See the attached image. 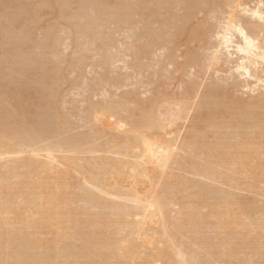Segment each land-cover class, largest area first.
<instances>
[{
  "label": "rangeland",
  "instance_id": "1",
  "mask_svg": "<svg viewBox=\"0 0 264 264\" xmlns=\"http://www.w3.org/2000/svg\"><path fill=\"white\" fill-rule=\"evenodd\" d=\"M8 1L0 264H264V0Z\"/></svg>",
  "mask_w": 264,
  "mask_h": 264
},
{
  "label": "bare ground",
  "instance_id": "2",
  "mask_svg": "<svg viewBox=\"0 0 264 264\" xmlns=\"http://www.w3.org/2000/svg\"><path fill=\"white\" fill-rule=\"evenodd\" d=\"M9 1H11V0H9ZM9 1H8V2H9ZM62 1H63V0H62ZM64 1H65V0H64ZM66 1H67V0H66ZM66 1H65V3H66ZM72 1H73V0H72ZM85 1H88V0H85ZM91 1H92V0H91ZM102 1H103V0H102ZM102 1H101V2H102ZM122 1H124V0H122ZM193 1H195V0H193ZM54 2H55V1H54ZM57 2H58V1H57ZM59 2H60V1H59ZM69 2H70V1H69ZM81 2H82V1H81ZM107 2H108V0H107ZM107 2H106V3H107ZM126 2H127V1H126ZM196 2H198V0H197ZM9 3H11V2H9ZM91 3H92V5H94L96 2H95V3L91 2ZM113 3H114V2H113ZM116 3H117V1H116ZM116 3H115V4H116ZM6 4H7V2H6ZM53 4H55V3H53ZM56 4H57V3H56ZM61 4L63 5V2H62ZM61 4H60V6L62 7ZM66 4H67V3H66ZM69 4H70V3H69ZM84 4L86 5L85 7L89 6V5H88L89 3H88V4L84 3ZM124 4H125V3H124ZM1 5H2V4H1ZM92 5H91V6H92ZM99 5H102V4H98V6H99ZM110 5H111V4H110ZM110 5H109V6H110ZM119 5H120V4H119ZM54 6H55V5H54ZM64 6H66V5H64ZM64 6H63V8H66V7H64ZM121 6H122V5H121ZM123 6H124V5H123ZM123 6H122L121 8H124V7H125V6H124V7H123ZM85 7H84V8H85ZM117 7H118V6H117ZM1 8H2V7H1ZM55 8L58 10L59 7L56 6ZM104 8H105V7H104ZM104 8H103V9H104ZM66 9H67V8H66ZM66 9H64V10H66ZM87 9H88V8H85V10H87ZM101 9H102V8H101ZM114 9H115V8H114ZM119 9H120V8H119ZM127 9H128V8H127ZM0 10H1V9H0ZM2 10H3V9H2ZM2 10L0 11V15H1ZM88 10H90V9H88ZM105 10H106V9H105ZM120 10L123 12V9H120ZM120 10H119V11H120ZM125 10H126V8L124 9V11H125ZM3 11H4V10H3ZM62 11H63V10H62ZM98 11H99V10H98ZM117 11H118V10H117ZM119 11H118V12H119ZM121 11H120V12H121ZM128 11H129V10H128ZM86 12H87V11H86ZM122 12H121V13H122ZM3 13H4V12H2V14H3ZM105 13H109V12L106 11ZM110 13H111V12H110ZM126 13H128V12H126ZM260 13H261V12H260ZM260 13H259L257 10H255L254 13L252 12V14H253L252 17H253V18H254L255 16H259V17H260V16L262 15V14L260 15ZM102 14H103V13H102ZM117 14H118V13H117ZM4 15H5V14H4ZM36 15H37V14H36ZM39 15H40V14H39ZM62 15H64V14L62 13ZM98 15H100V14H98ZM110 15H111V14H110ZM5 16H6V15H5ZM5 16H3V17L1 16V17H2L3 19H4V18L6 19ZM79 16H80V15H79ZM126 16H127V15H126ZM64 17H65V15H64ZM80 17H81V16H80ZM259 17H258V18H259ZM261 17L263 18V15H262ZM67 18H68V17H67ZM126 18H127V17H126ZM126 18H125V19H126ZM256 18H257V17H256ZM7 19H8V17H7ZM118 19H119V18H118ZM123 19H124V18H123ZM0 20H1V19H0ZM8 20H9V19H8ZM8 20H7V22H10V21H11V20H10V21H8ZM83 20H84V19H83ZM126 20H127V19H126ZM260 20H261V19H260ZM3 21H5V20H3ZM90 21H91V20H89V22H90ZM1 22H2V20H1ZM14 22H15V21H14ZM120 22H121V21H120ZM122 22H123V21H122ZM3 24H5V23H3ZM3 24H1V25H3ZM91 24H92V23H91ZM5 25H6V24H5ZM84 25H85V24H84ZM6 26L9 27L8 24H7ZM81 26H82V25H80V27H81ZM2 27H3V26H1L0 29H1ZM11 27H12V24H11ZM11 27H9V28H11ZM83 27H84V26H83ZM83 27H82V28H83ZM89 27H90V26H89ZM89 27H88V28H89ZM3 28H6V27H3ZM6 29H8V28H6ZM80 29H81V28H80ZM235 29H236L237 32L240 34V36L243 37L242 39L244 40V43H245V45L239 46V47L237 48L238 52L243 53V54H246L247 56H248V55L250 56V55L254 54V52H255L256 50L259 51V46H257L255 40H253L251 36H249L248 34H246L245 31H244L240 26L235 27ZM1 30H3V29H1ZM9 30H10V29H9ZM82 30H83V29H82ZM87 30H89V29H87ZM87 30H86V31H87ZM6 31H8V30H6ZM80 31H81V30H80ZM80 31H79V33H80ZM84 31H85V30H84ZM84 31H83V32H84ZM89 31H90V30H89ZM4 32H5V31H4ZM81 33H82V32H81ZM4 34H5V33H4ZM4 34H3V36H4ZM84 34H86V32H84ZM7 35H9V34L7 33L4 37H6ZM229 35H230V34H229ZM227 36H228V33H226V37L224 38L225 43H226L227 45H228L229 43H233V42L231 41V39H230L229 37H227ZM230 36H231V35H230ZM13 39H14V38H13ZM153 39H154V38H153ZM153 39H152V40H153ZM156 39H157V38H156ZM156 39H155V40H156ZM12 41H13V40H12ZM12 41H11V42H12ZM151 42H152V41H151ZM13 43H14V42H13ZM255 54L258 55L257 52H256ZM259 55H260V54H259ZM253 56L255 57V55H253ZM15 58H16V57H15ZM15 58H14V59H15ZM11 59H13V58H11ZM263 59H264V58H263ZM15 60L19 61L17 58H16ZM15 60H13V61H15ZM13 61H12V63H13ZM9 63H11V62H9ZM15 64H16V62H15ZM30 65H31V64H29V67L32 68V67H31L32 65H31V66H30ZM11 66H13V68L15 67V65H12V64H11ZM19 66H20V64H19ZM19 66H17V68H18ZM19 68L21 69L22 66L19 67ZM33 68H34V67H33ZM33 68H32L31 70L34 71L35 69H33ZM24 71H26V74H25V76H26V75H27V71H28L27 68L24 69ZM24 71H23V74H22V75H24V73H25ZM33 71H32V72H33ZM48 71H49V70H48ZM28 73H30V72L28 71ZM48 73H50V72H48ZM32 74H33V73H32ZM33 75H34V74H33ZM49 75H51V74H49ZM49 75L47 76L48 78L45 79V82H42V83H41L42 85L45 86V84H43V83H46V82L49 81V80L52 81L51 79H53V78H54L55 80H57V78H56V77H53V75H51V76H49ZM45 76H46V74H45ZM8 77H9V76H8ZM28 77H30V76H28ZM35 77H36V76H35ZM49 77H51V78L49 79ZM52 77H53V78H52ZM13 78H14V77H13ZM13 78L11 79V81L14 80ZM7 79H9V78H7ZM7 79H6V80H7ZM24 79H25V78H24ZM29 79H31V77H30ZM15 80H17V79H15ZM35 80H36V79H35ZM58 80H59V79H58ZM17 81H18V80H17ZM24 81L27 82L28 80H24ZM42 81H43V77H42ZM50 81H49V82H50ZM7 82L9 83V84H7V85L10 86L11 82H9V80H7ZM36 82H37V80H36ZM49 82H48V84H49ZM53 82H55V81H53ZM24 83H25V82H24ZM51 83H52V82H51ZM56 83H57V82H56ZM56 83H55V84H56ZM14 84H15V83H14ZM18 84H19V83H18ZM21 84H22V83H21ZM25 84H27V83H25ZM36 84H37V83H36ZM39 84H40V83H39ZM39 84H37V87L39 86L40 88H42V87L40 86L41 84H40V85H39ZM52 84H53V83H52ZM52 84L50 85L49 88L52 87ZM19 85H20V84H19ZM53 85H54V84H53ZM17 86H18V85H17ZM21 86H22V87H19V89H20V88H22V89L25 88V87L23 86V84H22ZM44 86H43V87H44ZM45 87H46V88H45ZM45 87H44L45 89H48V88H47V83H46V86H45ZM13 88H14V87H13ZM26 89H27V87H26ZM51 89H52V88H51ZM51 89H50V90H51ZM23 90H24V89H23ZM45 91H46V90H45ZM45 91H44V92H45ZM12 92H13V91H12ZM19 92H20V91H19ZM19 92H17V93H19ZM24 92H25V90H24ZM26 92H27V90H26ZM42 92H43V91H42ZM44 92H43V93H44ZM46 92H47V91H46ZM49 92H50V91H49ZM22 93H23V92H22ZM22 93H20V94H22ZM2 94H3V92H2ZM15 94H16V92H15ZM46 94H47V93H46ZM49 94H51V92H50ZM5 95H6V94H5ZM26 95H28V94H26ZM44 95H45V93H44ZM2 96H3V95H2ZM8 96H9V95H8ZM19 96H20V95H19ZM46 96H47V95H45V98H46ZM50 96H51V95H50ZM50 96L48 95V97H50ZM22 97H23V96H21V98H22ZM26 97H27V96H26ZM48 97H47V98H48ZM27 98H28V97H27ZM48 99H49V98H48ZM1 100H3V99L1 98ZM16 100H18V99H16ZM24 101H25V100H24ZM24 101L22 102V104L24 103ZM0 102H1V101H0ZM20 103H21V102H20ZM26 103H27V102H25V105H26ZM15 104H16V102H15ZM18 104H19V103H18ZM18 104H16V105H18ZM22 104H21V105H22ZM2 105H3V104H2ZM19 105H20V104H19ZM19 105H18V106H19ZM18 106H17V107H18ZM21 107H23V106H21ZM21 107H20V108H21ZM5 108H6V107H5ZM7 108H8V107H7ZM7 108H6V109H7ZM16 109H17V108H16ZM16 109H15V110H16ZM218 109H219V108H218ZM0 110H1V108H0ZM2 110L4 111V113H3L2 115L0 114V122H1V121H4V124H3V122L0 124V127H1V125H3V128H1L0 130H1V132L3 133L2 130L6 127V126H5V125H6L5 123H7V122H6V120H7V119H6V116L3 117V115H6V114H5V112H6V113H7V116H8V119H9V117H11V116H9L11 112L8 113V112H7L8 110L5 111V110H4V107H3ZM26 110H27V109H26ZM3 111H2V112H3ZM19 111H20V109H19ZM22 111H24V110H22ZM17 112H18V109H17ZM0 113H1V112H0ZM13 113H14V112H13ZM27 113H29V112H27ZM212 113H213V112H212ZM215 113H216V112H215ZM215 113H214V114H215ZM219 113H220V112H219ZM23 114H24V113H23ZM23 114H22V115H23ZM11 115H12V114H11ZM26 115H27V114H26ZM29 115H30V114H29ZM29 115H28V116H29ZM111 116H113V115H111ZM24 117H25V116H24ZM26 117H27V116H26ZM46 117H47V116H46ZM145 120H146V119H145ZM149 121H150V120H149ZM152 121H153V120H152ZM39 122H40V121H39ZM39 122H37V123H38V124H37V123L34 121V124L36 123L37 125H39V127L41 126V127H40V129H41L44 123L42 122L43 124L40 125ZM157 122H158V120H157ZM47 123H48V122H47ZM152 123H153V122H152ZM7 124H8V123H7ZM37 125H36V126H37ZM119 125H120V124H119ZM32 126H33V125H32ZM46 126H47V125H46ZM48 126H49V125H48ZM54 126H55V125H54ZM54 126H53V131H54V129L57 130V127H58V126H57V127L55 128ZM30 127H31V126H30ZM43 127H44V126H43ZM49 127H50V126H49ZM26 128H27V127H25V129H26ZM46 128H47V127H46ZM58 128H59V127H58ZM47 129H48V128H47ZM60 129H61V128H59V130H60ZM4 130H5V132H6L7 127H6ZM8 130H10V129L8 128ZM12 130H14V129L12 128L10 131L6 132V133H7V137H9L10 132H11ZM30 130H31V129H30ZM18 131H19V130H18ZM21 131H22V130H20V131L18 132L19 135H20ZM35 131H36V130H35ZM47 131H48V130H47ZM47 131H46V132H47ZM5 132H4V135L6 136ZM15 132H16V131H12L11 134H12V133H15ZM23 132H24L25 134L28 133V137H29V134H31V133L28 132L27 130H26V132H25V130H23L22 133H23ZM31 132H32V131H31ZM40 132H45V129H43V131H40ZM50 132H51V131H50ZM54 132H55V131H54ZM59 132H61V131H59ZM48 133H49V132H48ZM56 133H57V131H56ZM8 134H9V135H8ZM32 134H33V133H32ZM36 134H37V133H36ZM12 135H13V134H12ZM12 135H11V136H12ZM33 135H34V134H33ZM39 135H40V134H39ZM46 135H47V134H46ZM53 135H55V134H53ZM21 136H22V135H21ZM23 136H24V134H23ZM37 136H38V135H36V137H37ZM47 136H48V135H47ZM47 136H46V137H47ZM18 137H19V136H17V138H18ZM26 137H27V136H26ZM30 137H31V135H30ZM38 137H39V136H38ZM53 137H54V136H53ZM55 137H56V136H55ZM61 137H62V136H61ZM10 138H11V137H10ZM10 138H8V139H10ZM22 138H23V137H22ZM62 138H63V137H62ZM38 139H39V138H38ZM40 139H41V138H40ZM40 139H39V140H40ZM56 139H57V137H56ZM18 140H19V139H18ZM58 140L61 141V139H59V138L57 139V141H58ZM63 140H65V139L63 138ZM19 141H20V140H19ZM19 141H18V142H19ZM21 141H22V139H21ZM32 141H33V140H32ZM36 141H38V140H36ZM41 141H42V139H41ZM72 141H73V140H72ZM18 142H17V143H18ZM27 142H28V140H27ZM38 142H39V141H38ZM141 142H142V141H141ZM144 142H145V141H144ZM20 143L22 144L23 141L20 142ZM30 143H31V140H30ZM30 143H27V144H24V143H23V145H25V146L27 147L28 144H29V145L31 146V144H32L33 142H32L31 144H30ZM35 143H36V142H35ZM35 143H34V145H35ZM40 143H41V142H40ZM72 143H73V142H72ZM145 143H146V142H145ZM42 144H43V143H41V145H42ZM57 144H59V143H57ZM60 144H61V143H60ZM138 144L141 145L142 143H141V144L138 143ZM23 145H22V146H23ZM76 145H77V144H76ZM139 145H138V146H139ZM142 145H143V144H142ZM18 146H19V144H18ZM39 146H40V145H39ZM39 146H38V147H39ZM60 146H62V145H60ZM60 146H59V147H60ZM77 146H78V145H77ZM138 146H137V147H138ZM147 146H148V145H147ZM19 147H20V146H19ZM19 147H18V148H19ZM31 147H32V146H31ZM31 147H30V148H31ZM42 147H43V145H42ZM57 147H58V146H57ZM64 147L67 148V145H66V146L64 145L63 148H64ZM68 147H69V146H68ZM28 148H29V147H28ZM28 148H27V149H28ZM32 148H33V147H32ZM32 148H31V149H32ZM34 148H37V147H34ZM34 148H33V151H35ZM43 148H44V147H43ZM46 148H47V149H46ZM49 148H50V147H49ZM63 148H62V150H67V149H63ZM79 148H80V147H79ZM79 148H78V149H79ZM139 148H140V151H141V147H139ZM139 148H138V149H139ZM142 148H143V146H142ZM144 148L146 149V147H144ZM150 148H151V147H150ZM22 149H24V148H22ZM40 149H41V148H40ZM40 149H38V152H39ZM45 149H46L47 151L49 150V151L51 152V150L48 149V147H46V146H45L44 150H45ZM58 149H59V148H58ZM73 149L75 150L74 147H73ZM145 149H144V150H145ZM28 150L30 151V149H28ZM41 150H42V149H41ZM41 150H40V151H41ZM144 150H142V152H145V154H146V151L149 152L151 149H148V148H147L145 151H144ZM42 151H43V150H42ZM75 151H77V150H75ZM38 152H37V153H38ZM68 152H69V151H68ZM71 152H72V151H71ZM71 152H70V153H71ZM47 153H48V152H47ZM73 153H75V152L73 151ZM150 153H152V152H150ZM143 154H144V153H143ZM147 154H148V153H147ZM48 155H49V154H48ZM149 155H154V154L152 153V154H149ZM49 156H50V155H49ZM141 156H142V155H141ZM149 157H150V156H149ZM154 157H155V156H154ZM142 158H144V160H145L144 155L142 156ZM155 158H156V157H155ZM156 159H157V158H156ZM158 159H159V158H158ZM163 159H165V158L163 157ZM160 160H161V159H160ZM158 163H159V162H158ZM161 164H162V163H161ZM1 188H2V187H1ZM136 196H137V195H136ZM136 196H135V197H136ZM135 197H134V199H135ZM136 199H137V200L140 199L139 196H138V198H136ZM131 200H132V199H131ZM133 201H135V200H133ZM139 201H140V203H142L141 200H139ZM7 202H8V201H7ZM136 202L139 203L138 201H136ZM136 202H135V204H136ZM9 203H10V202H9ZM7 204H8V203H7ZM138 205H139V204H138ZM152 205H153V204H152ZM5 206H6V204H5ZM8 206H9V205H8ZM8 206H7V207H8ZM11 206H13V205H11ZM11 206H10V209H11ZM133 206H134V205H133ZM141 206H142V205H141ZM135 207H136V206H135ZM142 207H143V206H142ZM149 207H150V205H149ZM143 208H145L144 211H146V209H147L148 207H147V206H144ZM7 209H8V208H7ZM21 237H23V236H21ZM18 238H19V237H18ZM25 238H26V237H25ZM26 239H27V238H26ZM19 240H21V238L18 239V241H19ZM29 241L32 242L31 240H29ZM29 241L27 242V245H28V246H29V244H30ZM22 242H23V241H21V243H22ZM18 243H19V242H18ZM23 243H24V242H23ZM19 244H20V243H19ZM31 245H32V243H31ZM31 245H30V246H31ZM25 247H26V244H25ZM20 248L23 249V244L21 245ZM31 248H32V247H31ZM31 248H30V249H31ZM14 249H15V247H14ZM21 249H20V250H21ZM24 249H25V250H24ZM24 249H23L22 251H20V252H23V254L27 253V251L30 250L29 248H24ZM15 250H17V249H15ZM25 251H26V252H25ZM24 252H25V253H24ZM29 252L31 253L32 251L30 250ZM16 253H17V251H16ZM31 254H32V253H31ZM21 255H22V253H21ZM21 255H18V256H21ZM26 255H27V254H26ZM26 255H24V256L22 255V256L24 257V259L21 258L20 260H22V261H23V260H26V262L28 263V261H27L28 258L25 257ZM208 255H209V254H208ZM22 256H21V257H22ZM35 256H36V255H35ZM37 256H38V255H37ZM201 256H202V255H201ZM1 258H2V257H1ZM18 258H19V257H18ZM18 258H17V259H18ZM25 258H26V259H25ZM32 258H35V257H32ZM15 259H16V258H15ZM17 259H16V260H17ZM35 259H36V258H35ZM37 259H39V258H37ZM2 260H3V259H2ZM33 260H34V259H33ZM18 261H19V260H18ZM24 262H25V261H23V263H24ZM26 262H25V263H26ZM0 263H1V262H0ZM20 263L22 264L21 261H20ZM20 263H18V264H20ZM30 263H31V262H30ZM37 263H38V262H37Z\"/></svg>",
  "mask_w": 264,
  "mask_h": 264
}]
</instances>
